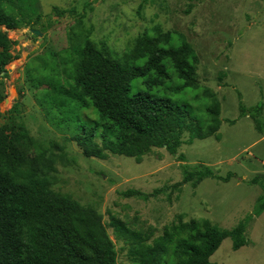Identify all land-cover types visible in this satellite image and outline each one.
Listing matches in <instances>:
<instances>
[{
  "label": "rangeland",
  "instance_id": "374dc122",
  "mask_svg": "<svg viewBox=\"0 0 264 264\" xmlns=\"http://www.w3.org/2000/svg\"><path fill=\"white\" fill-rule=\"evenodd\" d=\"M38 6L39 24L8 31L18 41L12 48L18 58L0 78V122L4 124L16 109V122L35 144L26 152L28 165L44 168L36 159L44 153L55 168L52 189L101 214L118 264L135 262L129 255V238L117 236L111 226L112 215L133 230L153 226L159 235L181 213L185 221L205 217L230 229L252 212L263 193L259 183L249 181L264 177V135L250 117H240L239 105L241 101L247 107L264 104V0H39ZM55 6L66 11L64 16L55 13ZM155 25L185 35L199 56L201 87L179 93L164 87L150 93L190 104L192 116L207 125L210 100L202 91L208 87L221 103V139L211 136L183 143L177 155L153 148L141 162L124 155L110 154L106 160L86 156L73 137L74 129L58 126L46 109L45 94L64 95L77 49L86 37L98 47L105 42L122 55ZM32 29L40 30L42 36ZM21 36L28 39L18 40ZM139 90L148 91L141 78L132 82L131 92ZM188 137L184 133L183 139ZM180 153L185 160H179ZM199 164L233 176L228 182L206 178L197 188L187 183L170 198L160 195L144 201L120 194L131 188L152 192L174 184L182 180L184 166L191 169ZM246 237L248 244L239 250L226 238L212 262L264 264V213L250 222Z\"/></svg>",
  "mask_w": 264,
  "mask_h": 264
},
{
  "label": "trees",
  "instance_id": "16d2710c",
  "mask_svg": "<svg viewBox=\"0 0 264 264\" xmlns=\"http://www.w3.org/2000/svg\"><path fill=\"white\" fill-rule=\"evenodd\" d=\"M38 3L0 0V78L6 66L18 58L12 52L18 41L8 31L39 24ZM53 10L59 16L66 12L57 6ZM77 55L64 95L45 94V101L58 126L74 129L73 137L86 156L106 160L110 154L124 155L141 162L153 148L177 155L183 143L211 136L221 139V103L208 87L202 91L210 100L207 125L192 116L190 104L150 93L164 87L177 93L201 87L197 82L199 56L184 34L155 25L122 55L105 42L98 47L86 37ZM139 78L148 91L132 93V82ZM2 99L0 91V102ZM239 109L240 117H250L264 135V104L247 107L241 101ZM15 111L4 124L0 122V264H118L115 244L101 214L52 189L55 168L44 153L36 156L44 168L28 165L26 152L35 144L16 122ZM184 133L189 134L187 140ZM178 158L185 160L182 153ZM232 176L231 172L219 175L205 164L191 169L184 166L179 182L152 192L131 188L120 194L144 201L160 195L170 198L187 183L197 188L206 178L228 182ZM249 182L259 183L263 193L252 212L230 229L205 217L185 221L184 213L159 235L153 226L133 230L116 215L110 223L117 236L129 238V255L135 264H214L211 257L226 238L232 239L234 250L248 244L247 227L264 212V177Z\"/></svg>",
  "mask_w": 264,
  "mask_h": 264
},
{
  "label": "water",
  "instance_id": "95a60500",
  "mask_svg": "<svg viewBox=\"0 0 264 264\" xmlns=\"http://www.w3.org/2000/svg\"><path fill=\"white\" fill-rule=\"evenodd\" d=\"M32 33L33 34H36V35H39V36H42V32L38 29H32ZM28 38L27 37H19L18 40H27Z\"/></svg>",
  "mask_w": 264,
  "mask_h": 264
},
{
  "label": "crops",
  "instance_id": "0c3cea01",
  "mask_svg": "<svg viewBox=\"0 0 264 264\" xmlns=\"http://www.w3.org/2000/svg\"><path fill=\"white\" fill-rule=\"evenodd\" d=\"M263 115H264V110H263ZM262 173H264V171H263ZM263 213H264V212H263ZM263 213H262L260 216H262V215H263ZM260 216H258V217H260Z\"/></svg>",
  "mask_w": 264,
  "mask_h": 264
}]
</instances>
